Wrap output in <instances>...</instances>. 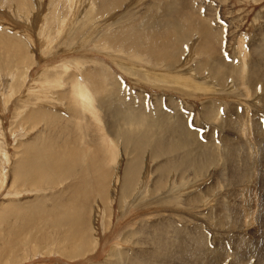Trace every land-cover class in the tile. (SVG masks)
I'll use <instances>...</instances> for the list:
<instances>
[{"label":"rangeland","instance_id":"rangeland-1","mask_svg":"<svg viewBox=\"0 0 264 264\" xmlns=\"http://www.w3.org/2000/svg\"><path fill=\"white\" fill-rule=\"evenodd\" d=\"M183 1L172 15L215 36H188L168 68L148 48L133 51L136 34L120 27L148 35L146 15L161 18L171 0H0V264H264V0ZM73 78L91 80L95 107L109 103L96 107V122L76 114ZM125 113L144 122L129 125ZM102 117L119 136L106 189L78 192L96 163L103 176L96 158L80 172L50 156L56 173L44 168L33 185L21 179L25 161L42 162L34 150L54 143L51 123L70 121L89 138ZM79 193L90 207L60 208ZM73 226L83 231L77 242L65 235Z\"/></svg>","mask_w":264,"mask_h":264},{"label":"bare ground","instance_id":"bare-ground-1","mask_svg":"<svg viewBox=\"0 0 264 264\" xmlns=\"http://www.w3.org/2000/svg\"><path fill=\"white\" fill-rule=\"evenodd\" d=\"M180 0H171V2L167 5H160V8L163 7L164 9H166V14L164 16H162L161 18L159 19H151L150 18H153L154 16H156V14L153 16V17H150L149 16V13L148 15H146V17L149 19L148 20V31H149V34L145 35V32H140L139 30V27L138 26H128L126 25H123L122 27H120L125 33L127 34H131L132 33H135L136 34V37L133 36L134 40L132 41H129L128 44H129V47L133 50V51H136L137 53L141 54L142 52L145 51V48H148L150 51H151V55L150 57H153L154 59H156L157 61H168L169 64H167L168 68H171L174 66V63L176 62V60H178L181 56V49H182V46H183V43H185L186 39L188 38V36H192V35H195V34H198L202 39H204L206 41V39H213L215 34L214 32H212L211 30H208V26L207 27H204L202 25V22H198L195 18H193L192 16H189L187 14H184L182 16H175V15H172V13L174 12V9H177L178 8V3H179ZM183 1V0H182ZM178 5V6H177ZM182 6H184V1L182 2L181 4ZM186 8V7H185ZM188 9V8H186ZM124 13V12H123ZM162 14V13H161ZM153 15V14H152ZM151 15V16H152ZM143 17V16H142ZM144 19V17H143ZM140 21V20H139ZM145 21V19H144ZM147 22V21H146ZM145 23V22H144ZM96 26V25H95ZM96 28V27H95ZM97 29V28H96ZM146 29V28H145ZM154 32V34H151L150 32ZM90 33V32H89ZM175 37V38H173ZM132 38V37H131ZM149 39V42H150V45L147 44V40ZM212 39H211V42H212ZM216 39V37H215ZM84 40V39H83ZM90 40V39H89ZM202 40V41H204ZM201 41V42H202ZM86 42V41H85ZM198 43L200 44V48L202 49L203 47H205L206 45L203 44V43ZM214 43V42H213ZM212 45V46H211ZM209 46H211L210 50L212 49V51H214L216 48H218L217 45H214V44H211ZM88 46V45H87ZM215 46H217L215 48ZM80 48V47H79ZM199 48V47H198ZM208 49V46L206 48V50ZM218 50V49H217ZM215 50V51H217ZM220 50V49H219ZM207 52V51H206ZM210 53V52H209ZM212 54H214L213 52H211ZM217 53H219L217 51ZM216 53V54H217ZM211 55V54H210ZM209 55V57H211ZM147 57V56H146ZM218 58V57H217ZM221 58V57H220ZM208 60V58H207ZM213 60V59H211ZM220 60V59H219ZM153 61V59H152ZM206 61V59H205ZM203 61L204 64H209V63H212L213 61ZM222 65V64H221ZM200 67V66H199ZM204 67V66H203ZM219 67V66H218ZM226 67V66H224ZM211 68V67H210ZM260 69V68H259ZM134 70V69H132ZM92 72V71H91ZM131 74H134V75H138L137 72H132L131 71ZM215 75V74H214ZM144 76V75H143ZM216 76V75H215ZM74 77V76H73ZM245 77H246V74H245ZM244 77V78H245ZM261 77V76H260ZM174 81L177 80V79H180L179 77H173ZM74 79V78H73ZM113 78H109V80H111ZM75 80V79H74ZM107 80V78H106ZM83 82H79L77 81V79L72 83V90L71 92H73V97H74V100L76 101L75 103L77 104V107L79 108V112L76 111V114L83 120L86 121V117H88L87 115H84L85 113H88L90 114L91 117H93V120H95V117L96 114H97V111L95 110L96 107L97 109H101L103 106H105L107 104V106H109L105 100H98L96 107H95V97H94V94H93V91L90 90V87L93 88V85L91 84V80H89V82H86L85 80H82ZM108 81V80H107ZM106 82V81H105ZM115 82V81H114ZM103 83V82H102ZM111 83V81H110ZM94 84V83H93ZM95 84H97V86H94V90L96 91V89H101V81H95ZM105 84V83H104ZM109 84V83H108ZM110 85V84H109ZM163 86V85H162ZM100 87V88H99ZM117 87V86H116ZM115 87V88H116ZM103 88V87H102ZM113 89V88H112ZM97 90V91H98ZM117 90V89H115ZM109 91V90H108ZM112 91V90H111ZM100 92V90H99ZM110 92V91H109ZM117 92H121L120 89L117 90ZM103 93H105L103 91ZM113 93V92H111ZM122 93V92H121ZM106 94H108L106 92ZM110 94V93H109ZM117 94V93H116ZM119 94V93H118ZM104 95V94H103ZM111 95V94H110ZM114 95V93L112 94ZM111 95V96H112ZM120 95V94H119ZM119 95H116L119 97ZM102 95H100L101 97ZM106 96V95H105ZM110 96V97H111ZM115 96V97H116ZM99 97V98H100ZM104 97V96H103ZM121 97V96H120ZM106 98H109L108 96ZM104 98V99H106ZM103 99V98H101ZM114 100V99H113ZM112 102V100L110 101ZM113 103V102H112ZM111 103V104H112ZM129 103V102H127ZM125 105H128V104H125ZM112 106V105H111ZM130 106V105H129ZM128 107V106H126ZM107 108V107H106ZM113 108V107H112ZM130 109V107H129ZM110 110V109H109ZM128 110V109H127ZM102 111V110H101ZM111 112V111H110ZM109 112V113H110ZM111 114V113H110ZM113 114V113H112ZM129 113L127 112V115ZM107 115V114H106ZM126 115V113L122 116V119L125 121V123L131 125V123H135V122H139L141 120L136 119V118H129L128 116ZM100 115H98L99 117ZM143 116V115H142ZM91 117L89 118V120L91 119ZM88 120V119H87ZM88 120V121H89ZM143 121V120H142ZM141 121V123H142ZM93 122H96L93 121ZM100 122V124H99ZM144 122V121H143ZM162 122V120L160 121V123ZM74 123V122H73ZM89 123V122H88ZM92 123V122H90ZM101 123H104L101 125ZM106 123L108 125H106ZM146 123V121H145ZM155 123V122H154ZM164 123V122H163ZM97 125V123H93L92 125ZM98 124L97 125L98 128L97 129V133L95 134L96 136L94 137H86L85 134H87L86 132H81L82 134L84 135H79V130L81 129H78L77 131V128L76 126H74L73 124H70V121H66L64 122V124L61 126V128H58L56 127L54 124H50L49 128L53 129L54 134H55V137L52 141H54V143L52 144H47L45 143L46 145H44L43 147H41V150H34V154L38 157H41L42 159V162H36L35 164H32L30 166H26V162L25 161V172L22 173L20 176L22 177L21 179H23L24 181H29L30 185L32 184H36V182H41L43 179H42V173L44 172L43 169H47L49 171H51L52 173H56V167H55V164L53 161H50V156H51V159H57V160H64L66 163H69L71 161H73V164H78V171H82V170H87L89 165H91L93 162H92V159H98V160H101V162H104L105 163V168L106 169H103V176L102 177H99V167H98V163H96V167H95V171L93 173V175L90 177V178H85L82 182L84 183L83 188L80 186V188L78 187V192H81V193H86L87 192L85 191L86 188H93L95 189L97 192L100 191V190H103V189H106L108 187V185H110L109 183H104L105 180H108L109 179V173H110V169H109V164L107 165L106 164V161L109 162V159H111V155L114 157V152L115 151V145L118 143L117 141V138L116 137H119L117 134L118 132H115V127H111V124H110V120L107 119V118H101V120H98ZM153 124V122H152ZM150 124V127L151 126H156V125H152ZM157 124V123H155ZM167 124V123H166ZM165 124V125H166ZM95 125V126H96ZM102 127H101V126ZM163 125V124H162ZM161 126V124H160ZM159 126V127H160ZM47 127V126H46ZM94 127V126H93ZM93 127L91 126V129H93ZM104 127L106 129H104ZM130 127V126H129ZM157 127V126H156ZM165 127V126H164ZM131 128V127H130ZM158 128V127H157ZM68 130L65 134H62L60 135L59 132L63 131V130ZM131 129H134V128H131ZM141 129L140 126L137 128V130ZM86 130V128H85ZM57 131V132H56ZM93 132V131H91ZM91 132H89V134H91ZM162 132V131H161ZM164 132V131H163ZM95 133V132H94ZM93 133V134H94ZM150 129L148 131V143L152 142L153 141V138L152 136L150 135ZM140 136H145L144 133H141ZM80 137H83L82 140H80ZM177 138V137H176ZM256 138V137H255ZM85 139V140H84ZM121 139L123 141H125L124 138L121 137ZM120 140V139H119ZM254 140V139H253ZM44 141V140H43ZM117 141V142H116ZM160 142L161 144H164V145H169V141L166 140L165 136H163V134L160 135ZM42 143V141H41ZM127 144L130 143V141L126 142ZM44 144V143H42ZM40 144V145H42ZM38 145V143H37ZM39 145V147H40ZM117 147V145H116ZM36 149V148H35ZM237 149V148H236ZM166 151V154L165 155H172L171 153H167L168 151H170L169 148H166L165 150H162V153ZM144 152V148L141 150V148H138L136 150V155L137 157H140L142 156ZM164 155V156H165ZM30 156V155H29ZM31 159H35V156L33 154H31ZM34 157V158H33ZM112 157V158H113ZM30 161H33V160H30ZM83 162H85L83 164ZM107 162V163H108ZM197 162V159H193L190 161V163H196ZM109 166V167H108ZM48 171V172H49ZM56 171V172H55ZM30 172V173H29ZM46 172L47 174L50 175V173ZM60 172V171H59ZM58 172V173H59ZM125 172H128V168H126ZM21 173V172H20ZM29 173V174H28ZM44 174V173H43ZM47 174L44 176L47 178ZM66 174V173H65ZM65 174H63L65 176ZM48 175V176H49ZM52 176V175H51ZM56 176V175H55ZM62 177V175L60 176ZM50 177H48L49 179ZM55 178V177H54ZM53 177L50 178V180L52 182H48V183H51V184H56L57 181H53L52 179H54ZM47 179V180H48ZM129 179V180H128ZM19 180H20V177H19ZM46 180V181H47ZM49 181V180H48ZM20 182V181H19ZM135 182L136 181V177L135 176H128L126 179H125V183L127 184H124V186H129V188H133V185H135ZM43 184H45L44 182H42ZM47 183V182H46ZM90 188V189H91ZM92 189V190H93ZM76 190V189H75ZM94 190V192H96ZM88 191V190H87ZM91 190H89L90 192ZM125 191V189H124ZM92 192V191H91ZM93 192V193H94ZM85 195H81L79 193V195L75 198V199H72L71 201H68L67 199L63 200L62 203H60V208L62 206H64V209L66 210V207L68 206H71V205H81L84 207V209L90 207L92 205V200L89 199L88 196ZM95 194V193H94ZM88 195V194H87ZM92 198V197H91ZM71 204V205H70ZM89 204V205H88ZM80 207V206H79ZM72 208V207H71ZM68 209V208H67ZM75 209V208H74ZM79 209V208H78ZM81 209V208H80ZM70 212L71 210L68 209ZM67 210V211H68ZM73 210V208H72ZM56 211V210H55ZM76 211H77V208H76ZM82 211L83 208L81 209V213H83ZM92 211V210H91ZM54 212V211H53ZM63 212V211H62ZM74 212V210H73ZM77 212H80V211H77ZM55 213V212H54ZM58 213V212H57ZM85 213H89L90 215V212L87 211ZM57 215V214H56ZM66 217V215H64ZM75 216V215H74ZM28 218V217H27ZM67 218V217H66ZM77 218V217H76ZM84 218V217H83ZM33 219H36V218H33ZM58 221V220H57ZM70 222V221H69ZM59 223V222H58ZM84 221L82 222V225H84ZM81 225V226H82ZM74 227V226H73ZM164 229V228H163ZM167 229V228H166ZM163 231V230H162ZM158 233V232H157ZM164 233V232H163ZM163 233H158V234H162ZM82 234H83V231L81 230L80 226L79 227H74L73 228V231H67V233H65V235H67L70 239H77L76 242L78 241V238H81L82 237ZM156 235V234H155ZM165 235V234H164ZM161 236V235H160ZM164 237V236H163ZM165 238V237H164ZM172 241V240H171ZM168 240L166 241V243L164 245H168ZM178 242V241H177ZM79 244H77L75 246L78 247ZM85 247V245H84ZM184 247V246H183ZM86 249L83 248V251ZM188 249V248H187ZM70 252L74 253V250L73 249H69ZM184 253V252H183ZM71 254V253H70ZM169 256V254L167 255Z\"/></svg>","mask_w":264,"mask_h":264}]
</instances>
